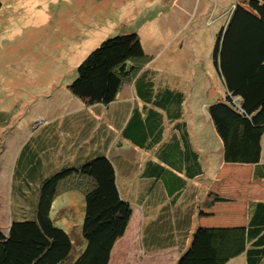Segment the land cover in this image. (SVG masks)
Returning <instances> with one entry per match:
<instances>
[{
  "label": "trees",
  "instance_id": "16d2710c",
  "mask_svg": "<svg viewBox=\"0 0 264 264\" xmlns=\"http://www.w3.org/2000/svg\"><path fill=\"white\" fill-rule=\"evenodd\" d=\"M221 22L212 49L220 90L209 95L208 123L222 140L223 161L253 165L255 179L264 180V0H239ZM151 57L135 29L105 38L79 64L69 88L89 105L113 107L120 105L127 86L134 87L143 106L123 109L113 123L130 145L155 153L157 161L147 160L155 181L151 192L165 184L167 193L177 200L190 180L205 173L184 119L185 102L190 101L186 87L169 84L170 73L165 70L146 67ZM238 98L241 102H236ZM15 114L16 110L0 109V131L18 125ZM171 123H176L174 132L168 131ZM63 130L53 134L65 139ZM57 138L56 145L62 139ZM38 139H30L12 164L8 211L0 215V264L66 260L73 242L67 230L54 222L51 211L59 195L79 189L85 193L82 233L86 246L72 264H109L133 214L131 202L120 192L119 158L98 152L56 164L52 149ZM2 143L0 134V153ZM4 199L0 192V206ZM156 222H149L151 232ZM155 231L166 232L163 224ZM182 233V254L176 264H228L241 256L245 264H263L264 199L248 200L240 224L197 225Z\"/></svg>",
  "mask_w": 264,
  "mask_h": 264
},
{
  "label": "rangeland",
  "instance_id": "374dc122",
  "mask_svg": "<svg viewBox=\"0 0 264 264\" xmlns=\"http://www.w3.org/2000/svg\"><path fill=\"white\" fill-rule=\"evenodd\" d=\"M1 1L0 109L16 110L18 123L16 129L10 126L0 131L3 138L0 185L5 197L0 213H3L6 198H9L16 141L29 130V124L38 128L45 123L48 114L59 115L73 105L76 96L69 85L77 75V67L105 38L134 30L130 29L133 26L141 28L143 22L158 16L157 28L165 30L169 25L173 32L168 37L157 29L160 36L157 38L156 33L149 32L150 28L141 29L147 48L151 49L155 42L160 49V55L149 52L152 57L146 67L151 64L170 75H183L188 82L192 81L189 83L192 103L203 110L206 117L205 98H196L197 89L192 85H204V89H209L208 96L220 90L212 64L215 34L220 21L239 0H155L153 4L152 0ZM151 28L155 29V25ZM198 65L206 71L199 69L194 73ZM217 161L210 162L211 166ZM263 191L257 187V198H264ZM84 194L80 189L65 192L52 207V219L67 230L73 242L72 252L61 264H72L86 246L82 233ZM137 255L135 243L128 253L130 258L134 256L130 264L151 263L135 260ZM121 257L120 253H115L110 264H126L128 259Z\"/></svg>",
  "mask_w": 264,
  "mask_h": 264
},
{
  "label": "crops",
  "instance_id": "0c3cea01",
  "mask_svg": "<svg viewBox=\"0 0 264 264\" xmlns=\"http://www.w3.org/2000/svg\"><path fill=\"white\" fill-rule=\"evenodd\" d=\"M154 1L152 0L151 4ZM158 18V16L149 18L148 22L142 23L141 28L130 27V29H135L140 33L147 52L152 51V54L155 55H160L159 45L154 42L153 47L148 49L144 44L141 29L150 28L149 32L156 33L157 38H160L157 29L163 31L164 35L168 37L172 36L171 33L173 32L169 25L165 30H162L160 26L157 28ZM222 23L220 21L219 25L221 26ZM152 25H155V29L151 28ZM173 40L174 34L172 43L175 41ZM149 67L156 69L151 64ZM199 69H201L200 65L194 73H198ZM167 79L168 83L173 86L179 84L186 87V93L190 101L185 102L186 113L184 119L188 124L187 132L190 141L198 150L200 163L205 173V176L203 174L201 177L190 180L184 188L183 194L177 200L175 199L176 195H172V192L167 193V185L165 184L158 185L160 187L154 193L151 192L155 181L149 170L147 160L155 159V153L130 145V142L124 138L116 127L117 125L113 123V120L116 119L114 117L117 116L118 118V112L123 109L132 111L136 105L143 106L140 99L135 97L136 91L131 85L127 86L125 91L121 93L120 105L113 107H106L101 104L89 105L75 97L73 105L67 110L64 109L61 114H48L46 117L47 124L44 123L38 128L29 124V130L16 141L17 155L30 139L33 140V138L38 137L42 144L45 143L48 146L47 149H52L51 157H54L56 164L74 161V159L81 160L98 152L119 158V162H116V169L120 192L123 197L131 202L133 214L125 234L117 240L112 255L120 253L123 260L128 259L126 264H130V260L134 259V256L130 258L128 253L135 243L138 250L135 260L140 262L141 260H147L151 262L150 264H176L182 254L180 239L185 228L193 229L197 225L226 226L240 224L245 220L248 200L264 199L256 196L257 187L264 190L262 185L264 180L255 179L253 165L226 164L223 161L222 140L217 135L214 127L209 125L208 112L206 111L207 116L205 117L204 111H200L196 108V105L194 107L195 103H192L194 98L190 96L193 92L192 87L189 85L192 81L188 82L183 76L173 75H169ZM197 81L202 82L201 79ZM186 82L187 85L185 86ZM192 86L197 89L194 92L196 98L204 97V102L207 103L208 108L209 89H204V85L197 87L193 84ZM54 123H56L55 126H53ZM173 123L168 126L169 132H174L176 123ZM13 129H16V127ZM56 129L62 131V133L65 129V135H67L65 139L59 133L53 134V130ZM57 137L62 138V140L56 145L54 138ZM118 142L121 145H118ZM58 148L60 151L57 150ZM46 154L49 155L48 151ZM216 159H218L216 165L211 166L210 162H214ZM261 163H264V136L262 139ZM180 175L185 177L183 172ZM0 192L2 196L1 185ZM172 205H175V207H171ZM5 209V212L0 213L3 217L7 213L8 207H5ZM177 209H179L178 212H176ZM151 220L157 221L152 228V232L147 227ZM3 222L5 221L3 220ZM159 224L164 225L165 233L162 231L159 234L158 231H155ZM130 246H132L130 251L126 253L125 250ZM140 253L142 254L139 255ZM228 264H245L244 257H238Z\"/></svg>",
  "mask_w": 264,
  "mask_h": 264
},
{
  "label": "water",
  "instance_id": "95a60500",
  "mask_svg": "<svg viewBox=\"0 0 264 264\" xmlns=\"http://www.w3.org/2000/svg\"><path fill=\"white\" fill-rule=\"evenodd\" d=\"M236 102H241V99H237V101Z\"/></svg>",
  "mask_w": 264,
  "mask_h": 264
},
{
  "label": "clouds",
  "instance_id": "9594fccd",
  "mask_svg": "<svg viewBox=\"0 0 264 264\" xmlns=\"http://www.w3.org/2000/svg\"><path fill=\"white\" fill-rule=\"evenodd\" d=\"M239 99V98H238ZM46 121V120H45Z\"/></svg>",
  "mask_w": 264,
  "mask_h": 264
}]
</instances>
